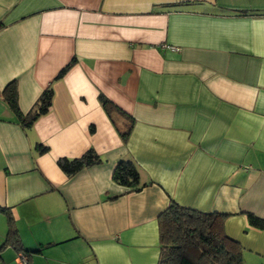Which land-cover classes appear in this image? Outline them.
Segmentation results:
<instances>
[{
    "label": "crops",
    "instance_id": "0c3cea01",
    "mask_svg": "<svg viewBox=\"0 0 264 264\" xmlns=\"http://www.w3.org/2000/svg\"><path fill=\"white\" fill-rule=\"evenodd\" d=\"M13 81L23 114L54 97L29 130L0 98V246L10 215L33 264H158L174 200L226 215L264 264L246 215L264 220V0H0V91ZM100 95L135 119L127 145ZM89 149L101 164L68 178L58 160ZM121 159L141 191L112 180Z\"/></svg>",
    "mask_w": 264,
    "mask_h": 264
},
{
    "label": "trees",
    "instance_id": "16d2710c",
    "mask_svg": "<svg viewBox=\"0 0 264 264\" xmlns=\"http://www.w3.org/2000/svg\"><path fill=\"white\" fill-rule=\"evenodd\" d=\"M75 63L76 60L73 59L56 80L65 77ZM53 97L54 90L50 85L43 91L32 110L28 114H23L18 104L17 83L13 81L0 91V98L10 108L24 130L31 129L41 116L50 111ZM99 100L123 143L127 145L136 124L135 119L105 96L100 95ZM36 151L38 154H45L49 148L38 144ZM101 162V157L93 149H89L79 158H62L57 164L63 173L71 178L83 169L99 165ZM112 180L128 188L130 192H139L144 187L141 183L140 171L130 159H121L117 162ZM246 215L250 226L264 230V220L250 213ZM225 220L224 214L200 212L171 200L167 209L158 217L160 239L158 264H244L243 248L237 240L226 233ZM8 227L7 240L0 246V262H2V251L10 246L18 257H25L26 264H33L32 257L35 252L24 248L13 217L10 215H8Z\"/></svg>",
    "mask_w": 264,
    "mask_h": 264
},
{
    "label": "rangeland",
    "instance_id": "374dc122",
    "mask_svg": "<svg viewBox=\"0 0 264 264\" xmlns=\"http://www.w3.org/2000/svg\"><path fill=\"white\" fill-rule=\"evenodd\" d=\"M249 260H250V258H249ZM250 263H252V264H259V263H261V261H259V259L255 258V257H253L252 260L250 261Z\"/></svg>",
    "mask_w": 264,
    "mask_h": 264
},
{
    "label": "built area",
    "instance_id": "2783aa9c",
    "mask_svg": "<svg viewBox=\"0 0 264 264\" xmlns=\"http://www.w3.org/2000/svg\"><path fill=\"white\" fill-rule=\"evenodd\" d=\"M20 263L21 264H26V259H25V257H20Z\"/></svg>",
    "mask_w": 264,
    "mask_h": 264
}]
</instances>
